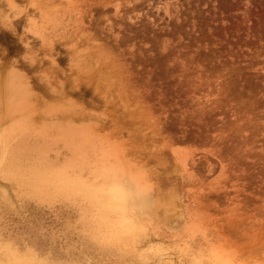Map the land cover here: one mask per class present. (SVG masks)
I'll return each instance as SVG.
<instances>
[{
  "label": "rangeland",
  "instance_id": "374dc122",
  "mask_svg": "<svg viewBox=\"0 0 264 264\" xmlns=\"http://www.w3.org/2000/svg\"><path fill=\"white\" fill-rule=\"evenodd\" d=\"M0 136V264H264V0H0Z\"/></svg>",
  "mask_w": 264,
  "mask_h": 264
},
{
  "label": "bare ground",
  "instance_id": "6f19581e",
  "mask_svg": "<svg viewBox=\"0 0 264 264\" xmlns=\"http://www.w3.org/2000/svg\"><path fill=\"white\" fill-rule=\"evenodd\" d=\"M5 88L3 87V90H4ZM9 111V110H8ZM15 126V125H14ZM17 126V125H16ZM0 138L1 139H3L2 141L3 142H5L6 140L8 141V139L10 138V137H8V136H0ZM11 139V138H10ZM126 188V187H125ZM128 190V189H127ZM126 191V190H125ZM141 203V202H140Z\"/></svg>",
  "mask_w": 264,
  "mask_h": 264
}]
</instances>
